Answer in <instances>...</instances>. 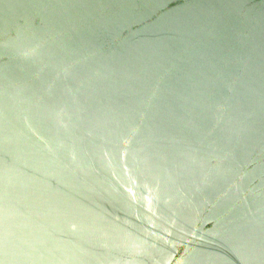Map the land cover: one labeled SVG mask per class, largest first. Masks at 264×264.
I'll return each instance as SVG.
<instances>
[{"label":"water","instance_id":"water-1","mask_svg":"<svg viewBox=\"0 0 264 264\" xmlns=\"http://www.w3.org/2000/svg\"><path fill=\"white\" fill-rule=\"evenodd\" d=\"M0 264H264V0H0Z\"/></svg>","mask_w":264,"mask_h":264}]
</instances>
